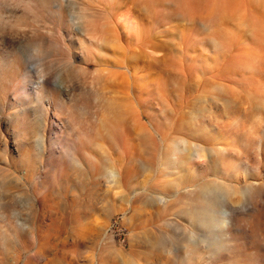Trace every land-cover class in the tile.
I'll use <instances>...</instances> for the list:
<instances>
[{"label":"rangeland","instance_id":"1","mask_svg":"<svg viewBox=\"0 0 264 264\" xmlns=\"http://www.w3.org/2000/svg\"><path fill=\"white\" fill-rule=\"evenodd\" d=\"M0 264H264V0H0Z\"/></svg>","mask_w":264,"mask_h":264}]
</instances>
